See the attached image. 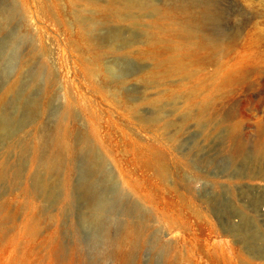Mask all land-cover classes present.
Instances as JSON below:
<instances>
[{"label": "rangeland", "instance_id": "374dc122", "mask_svg": "<svg viewBox=\"0 0 264 264\" xmlns=\"http://www.w3.org/2000/svg\"><path fill=\"white\" fill-rule=\"evenodd\" d=\"M84 1L0 0V264H264V0H176L193 75L152 78L150 11Z\"/></svg>", "mask_w": 264, "mask_h": 264}, {"label": "bare ground", "instance_id": "6f19581e", "mask_svg": "<svg viewBox=\"0 0 264 264\" xmlns=\"http://www.w3.org/2000/svg\"><path fill=\"white\" fill-rule=\"evenodd\" d=\"M80 1L82 2V0ZM176 3V0H154L151 4L143 2V0H103L102 2L85 0L84 6L93 7L98 14H112L115 16L123 14L126 15V12L133 9H136L138 11L148 9L150 11V14L148 15V18H145L149 20L148 26L152 32L149 33L141 43L145 50H138L137 52H139V54L143 55L145 58L153 61L155 68L147 71L145 77H154L157 73L160 72L159 69H163L164 73L162 75L182 73L186 74L188 77H191L193 74L189 70V64L192 61L190 60L187 49L185 48H189V46H191V48H199L201 47V44L196 42V39L193 36L194 31L191 28H189L185 24H182L181 22L177 21L176 18H174L173 13L177 12L176 10H181L178 11L180 14L184 13V9L182 8V6H178ZM77 25L80 26L84 32L87 31L85 32L86 34L89 33L88 29H90V27L87 26V24L83 25V23H79ZM91 42V40L86 38V45H88V43L91 44ZM210 43L204 41L202 44H204L205 46H211ZM182 49H185V51H183ZM156 56L158 57V59ZM198 87H200V85H198ZM198 87L196 85V88L194 86L186 91L185 95L187 99L183 107L186 109L194 106L196 109V113L192 117L202 119L208 114V106H203V102H205L207 99L205 98V96L203 97V100L200 101V103L194 102V98L197 96L199 91ZM8 90H10V88ZM200 93L201 90L199 91V94ZM61 126L62 125L59 124L54 128L53 139H50V144L53 145L55 151L49 155L44 154L41 156V162L43 159V165L47 169L56 167L58 160L60 159V155L69 150L67 144H65L64 142H60V136H62ZM255 151L260 158L264 157V143L257 146L255 145ZM151 165H153L155 168L157 167L155 165V161ZM138 237L139 229L137 225L130 224L129 226L124 227L115 237V239L113 238L114 243L111 255L115 257L119 256L122 258V253H126L135 248ZM126 241L129 242V247L126 248L128 249V251L126 249H122ZM165 249L166 247H161V250H163L164 252ZM176 261L177 260L172 259L169 261V264H176ZM10 264H15V262H11Z\"/></svg>", "mask_w": 264, "mask_h": 264}]
</instances>
